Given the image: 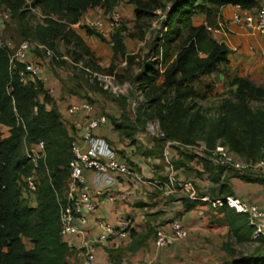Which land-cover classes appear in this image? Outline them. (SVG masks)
<instances>
[{
    "label": "trees",
    "instance_id": "1",
    "mask_svg": "<svg viewBox=\"0 0 264 264\" xmlns=\"http://www.w3.org/2000/svg\"><path fill=\"white\" fill-rule=\"evenodd\" d=\"M124 1L0 0V10L9 13V19L4 23L6 29L12 26L18 40L34 44L30 52L32 61L39 65L40 61L47 59L57 66H63L66 62L57 51V43L61 40L73 47L69 54L76 64L83 56L89 59L88 63L93 61V54L73 28L80 24L83 15L97 6L109 14ZM128 2L133 6L132 25L136 29V33L130 36L138 40L145 37L148 24L157 17V12L164 13L165 32L157 38L153 48L156 59L161 63L168 60L167 46L176 38L181 41L175 59L170 64L167 63L163 72L157 67L149 66L146 67L145 74L135 77L126 69L124 75L117 77L121 81L129 79L138 83V90L143 93L146 101L137 108L134 114L136 119L132 122L126 110V99L122 98V123L117 124L113 120L115 128L120 129L121 135L134 143L137 131H143L148 122L155 121L163 137L154 140V149L144 152L143 156L162 158L163 143L171 141L181 146L202 143L207 149L205 155L208 158L216 147L223 145L247 161L264 162V112H253L249 107L252 101L264 105V87L254 86L247 77H233L231 84L235 86V91L232 99L220 102L207 130H204V114L197 105V101L204 96H200L194 87L201 77L209 76L221 65L229 63L231 53L226 44L219 42V37L207 32L204 23L215 28L222 6L238 5L245 12H250L257 7V1ZM29 8L38 9L43 16L41 23L34 27L29 25L32 19ZM82 28L87 37L107 44L112 56L122 58L128 69L135 63L136 57L126 53L125 34L129 30L126 26L114 28L107 36L88 26ZM182 32L185 36H182ZM37 46L48 49L52 56H46L45 51L39 50ZM160 62L154 65H161ZM22 69V63L10 65L9 51L0 47V264H70L69 256L72 251L60 236V215L61 208L66 204L70 143L74 130L71 134L67 130L65 122L52 104L54 97L48 94L41 81L34 80L27 84L20 81L19 72ZM112 71L113 68L110 73ZM158 78H162L160 85L155 84ZM88 102L92 104L91 101ZM2 131H5V136ZM39 142L44 144V157L36 161L35 167L23 149L25 146L34 148ZM176 156L172 163L173 171L181 168L189 170L186 163L196 159V156L186 155L179 150L176 151ZM125 163L131 170L132 163ZM199 166L203 172H194L195 175H205L210 183V188L200 195L222 203L217 212L222 215L227 227L228 240L224 245L226 254L234 256L231 241L239 245L253 242L262 246L257 252L229 260L227 264H264V240H254L248 216L235 212L225 203L226 198L234 197L229 180L264 183L263 177L248 169L243 173L234 172L228 181H223L224 171L219 164L200 159ZM33 170L37 173V188L33 201H30L22 195L21 189L23 180ZM128 178L132 180L131 177ZM161 179L166 182L167 176ZM161 194L166 197L171 195ZM182 201L188 202L184 199ZM156 231L149 229L148 233L155 238ZM132 233L131 229L127 238ZM24 240L29 247H26ZM142 242L144 238L141 239Z\"/></svg>",
    "mask_w": 264,
    "mask_h": 264
},
{
    "label": "crops",
    "instance_id": "2",
    "mask_svg": "<svg viewBox=\"0 0 264 264\" xmlns=\"http://www.w3.org/2000/svg\"><path fill=\"white\" fill-rule=\"evenodd\" d=\"M124 8L126 10L121 5L117 10L126 13L130 6H124ZM232 11L231 6H222L219 9L221 20L225 25H228L226 38L227 46L231 51L229 63L232 65L231 62L233 61L237 65L243 64L245 65L242 66L245 74L255 75L260 70L257 69L256 72L255 68L260 66L253 64H262L263 61L260 60L258 54H252L248 51V45L253 43L257 49L264 50V38L249 36L247 30L242 31L237 26L232 25L230 23ZM242 59L244 60L242 61ZM48 61L46 59L39 63L41 83L46 91L49 88L54 89L52 94L54 102L52 104L71 134L73 130L75 131V127L83 124V121L79 116L68 115L66 108L73 102L88 100H79L76 96L63 95L60 91L61 83L50 76L48 72ZM112 94L115 95L114 97L127 98L128 90L126 88L122 89L121 92H112ZM91 99L95 113L106 116V123L99 128L96 132L97 135L116 150L124 162L132 163L131 170L136 178L131 180L126 176L120 177L116 188L113 190L116 195L115 202L97 201L94 212L87 215L84 235L82 237L71 236L65 239L72 251L69 260L80 255L83 241L90 240L100 233L98 220H103L112 227L119 228L125 218H130L133 223L132 235L122 242L100 244L96 250L97 264H226L230 259L224 247L228 240L227 227L223 223L222 215L217 212L219 206H213V203L218 200H210L208 196L200 195L210 188V183L205 175L199 177L194 173L203 172L199 166L200 159H211L206 157L205 153L200 155L193 151H187L179 143L171 141L163 143L162 158L143 156L144 152L154 149V140H157L155 136H150L147 132L146 126L148 127L150 122L146 124L145 131H137L133 143L121 135L120 129L115 128L114 121L117 124L122 123L121 108L107 102L102 103V99L98 95ZM47 108L49 109L50 106ZM127 108L128 115L134 122L136 111L129 110V106ZM199 145L204 144L199 143L196 146ZM176 149L186 155L196 156V159L186 163V166L190 168L189 170L181 168L173 171L178 181L185 180V182L194 185L195 200L190 199L181 187L177 186L170 197H166L154 185L155 182L165 181L161 178L169 175L163 158L164 153H168L173 163L177 157ZM254 172L260 173V177L264 179L263 171ZM84 175L94 189L92 173L85 172ZM229 184L234 193V197L230 198L256 205L264 210V183H245L238 179H231ZM182 199L188 200V202L186 203ZM173 221H179L187 229V236L182 241L167 248L157 249L154 246V235L149 234L148 230H162L169 234L171 233L170 224ZM143 238L144 242L141 243Z\"/></svg>",
    "mask_w": 264,
    "mask_h": 264
},
{
    "label": "built area",
    "instance_id": "3",
    "mask_svg": "<svg viewBox=\"0 0 264 264\" xmlns=\"http://www.w3.org/2000/svg\"><path fill=\"white\" fill-rule=\"evenodd\" d=\"M257 7L250 12H245L238 5L231 6L232 14L230 23L237 26L240 30L248 31V35L252 37L264 38V0H256ZM31 13H35L37 9H31ZM97 15L88 27L101 33L103 36L108 35L114 28L118 27L122 22V15L117 9L106 14L100 6L93 9ZM43 17V16H42ZM104 18H107L108 31L105 32ZM9 19V13L0 10V47L9 51V62L13 65L15 62L23 64V69L19 72L20 81L23 84L39 80L40 66L31 60V50L34 44L26 40H13L6 36L5 21ZM79 25V24H78ZM223 25V24H222ZM218 24L217 27H209L206 23L204 26L208 33L219 37V42L228 45L227 28L225 25ZM104 33H107L104 35ZM225 37V38H224ZM39 50H44L46 56L51 57L52 52L43 46H37ZM250 53L258 54L260 60L264 62V50L257 49L255 44L248 45ZM91 82L96 81L98 86L103 90L110 88L113 93L121 92L126 89V83L122 88H113L114 75H97L89 76ZM54 89L49 88L48 94H53ZM66 113L72 117L79 116L83 124L75 127L74 136L70 143L71 159L68 164L69 180L66 187L65 199L66 204L61 208L60 215V236L65 241L71 236L82 237L84 235V227L87 224V215L94 212L97 201H105L114 203L116 195L114 189L118 184V178L131 177L136 178L134 173L121 159L120 155L109 146V144L100 136L97 131L106 123V117L103 114H96L94 106L88 101L73 102L66 108ZM151 134L156 138H162L158 125ZM187 151H193L200 155L206 152L204 145L199 146H182ZM26 156L35 164L38 159L44 157V144L39 142L34 148H27ZM164 162L169 175L167 181L155 182L156 188L164 193L172 194L176 187H181L192 200L196 199V191L190 182L179 183L173 172V165L167 152L163 155ZM215 164L231 163L230 157L227 156L224 148L218 146L209 157ZM237 171L244 168L238 164L232 165ZM36 169V168H35ZM254 171L264 172V162H259L253 166ZM91 172L93 175L92 189L90 183L87 182L84 173ZM21 193L28 200L32 197L37 188V173L35 170L31 172L24 180ZM204 200V199H203ZM208 200V199H207ZM33 201V200H32ZM225 203L237 213L246 214L248 216L249 225L253 228L252 238L255 240H264V210L256 205L246 204L233 198H226ZM233 204H235L233 206ZM218 200L213 206H221ZM100 233L90 240L83 241L80 248V255L72 259L70 264H97L96 250L98 246L105 242H122L126 240L128 232L133 228L130 219L122 221L119 228H114L103 220H98ZM171 233L167 234L162 230H157L154 238V246L157 249L167 248L177 242L182 241L187 236V229L179 222L173 221L170 224Z\"/></svg>",
    "mask_w": 264,
    "mask_h": 264
},
{
    "label": "rangeland",
    "instance_id": "4",
    "mask_svg": "<svg viewBox=\"0 0 264 264\" xmlns=\"http://www.w3.org/2000/svg\"><path fill=\"white\" fill-rule=\"evenodd\" d=\"M121 5H123V9H125L124 6H130V9L126 13L121 10L119 11L123 19V22L119 26L124 25L129 29L128 32L125 34L126 53L127 55H132L136 57L135 63L128 69V66L122 60V58H114L112 56L111 49L107 44L100 43L98 40L87 37L84 34V29L82 28V26H88V24L93 22L94 19H96L97 17L93 9L88 10L83 15L80 24L73 26V28L81 36L82 40L85 42V44L88 46L89 50L93 54V61L91 63H88L89 59L86 56H83L81 61L76 64L73 61L72 56H70L69 54L73 47L66 45L62 40L57 43V51L60 57L64 60V62H66V64L63 66H57L52 62V60L48 61V72L50 76H52L54 79L61 83L62 86L60 91L63 95L74 97L76 96V98L79 100L85 99L91 102V98H94L95 95H98L102 99V103L105 104L107 102L114 106L120 107V105L123 103L121 100L123 97H114L115 95L112 94V90L110 88H108V90L101 89V87L98 86L97 82H91V78L89 77L93 76L94 74L102 76L114 75L115 80L113 81V88L118 87L121 89L123 84L126 83V88L128 90L127 98H125L126 109H128L127 107L129 106V110L136 111L137 108L143 105L146 101L143 93L138 90V87L140 85H138V83H133L129 79L121 81L117 77L120 75H124L126 69L135 77L139 76L140 74H145V69L149 66L150 68L157 67L161 72H163V69L167 65V63L170 64V61L175 59L181 41L178 38L174 39V41H172L167 46V61H162L161 63L159 59H156L153 51L155 41L157 40V38L161 37V35L165 32L163 27V21L165 19L164 13H162L161 11L157 12V17L150 24H148V27L145 31V37L142 40H138L130 36L131 34L136 33V29L132 25L133 6L129 4L128 0L122 2L120 6ZM42 19V14L37 9L35 13H32V19H30L29 22L30 27H34L37 24L41 23ZM103 20L105 22L104 31L107 32V18H104ZM216 23L217 25H225L219 15L218 19H216ZM225 26L226 28H228L227 24ZM5 34L8 38L18 41L17 33L14 31L12 26H9V28L6 29ZM105 34L107 33H104V35ZM182 36H185L184 32H182ZM243 60L244 59H242V61ZM157 62H160L161 65H154ZM231 63L232 65H230V63L221 65L215 73L209 76L201 77L199 81H197L198 84H194V87L197 88L200 96H204L202 99H199L197 101V105L200 108V112L204 114L205 117L204 130H207V126H209L208 123H212V118L214 119V116L217 113V106H219L220 102L224 99H232V94L235 91V86L231 84V79L233 77L237 75L241 77H247L251 80L254 86L264 87V62L262 64H253L260 66L259 68H255L256 72L260 69L259 72L255 75L245 74L244 68L242 67L245 65H237L233 61ZM111 68H113V71L110 73ZM161 82L162 78H158L155 84L160 85ZM249 107L253 112H264V105L262 103L252 101L249 104ZM150 127H152L154 131V129L156 128V123L150 122L148 124V127L146 126L148 134L150 136H153L151 134L152 129H150ZM2 134L5 136V131H2ZM221 147L224 148L227 156L231 159V163L219 165V167L223 168L224 171L223 181H228L229 176H231L232 173H243L245 170L252 169L253 166L260 162L247 161L239 157L233 151L229 150L228 147L223 145H221ZM23 151L26 155V146L24 147ZM235 164H238L242 168H244L245 165L249 166L248 169H241L240 171H237L232 166ZM184 182L185 180L179 181V183L181 184H183ZM24 243L26 247H29L27 241L24 240ZM260 247L257 243L253 242L239 245L234 244V242L231 241V249L234 251V256L229 257L230 259L228 257L227 258L231 261L233 259H237L245 255H250L254 252H257Z\"/></svg>",
    "mask_w": 264,
    "mask_h": 264
},
{
    "label": "bare ground",
    "instance_id": "5",
    "mask_svg": "<svg viewBox=\"0 0 264 264\" xmlns=\"http://www.w3.org/2000/svg\"><path fill=\"white\" fill-rule=\"evenodd\" d=\"M235 204H233V206H234Z\"/></svg>",
    "mask_w": 264,
    "mask_h": 264
}]
</instances>
